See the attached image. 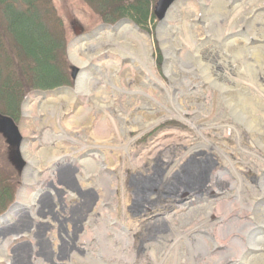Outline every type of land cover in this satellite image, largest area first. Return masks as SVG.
Here are the masks:
<instances>
[{
    "label": "bare ground",
    "instance_id": "1",
    "mask_svg": "<svg viewBox=\"0 0 264 264\" xmlns=\"http://www.w3.org/2000/svg\"><path fill=\"white\" fill-rule=\"evenodd\" d=\"M228 12L227 10L226 13ZM174 35L175 33L172 32L173 38H176ZM227 42L223 41V44ZM199 46L195 43V46L188 48V53L192 51L190 54L197 57L194 59L196 67L192 71H188L189 66L185 65L183 59L187 55L185 52L180 53L182 58L178 62L181 52L179 49L167 56L166 60L171 70L175 69L178 75L188 78L187 81L194 79L196 81L194 87L188 83L187 85L182 83V88L177 87L176 85L181 81L172 74L170 79L173 82L165 90H161L150 77L153 73H148L146 79L142 77L141 81L148 87V93H140L135 89L130 93L127 92L129 90L125 91L122 95L131 109L105 111V115L101 116L105 121L104 126L99 132L91 127L94 132L90 133L88 139L71 140L70 142H75L74 146H76L73 150H77L74 155H58L53 163L46 165L45 170H48V174L39 176L40 179H34L36 189L45 184V190L41 188L33 196L24 195L26 197L24 201L18 202L5 217L0 218V224L9 217L13 218L15 223L1 227L0 232L7 227L17 229L18 221L21 222L25 218L23 213L18 212L22 209H29L28 214L31 212L37 215V219L30 217V220L35 219L38 225L44 228L47 212L43 207L48 206L52 212L54 201L52 198L54 194H58L60 195L57 199L59 210L55 214L52 212V218L61 220V223L51 222L47 226V228L56 226L53 232L56 236L54 241L56 250L61 247L59 244H65L67 247L74 244L80 249L83 243L89 250L90 259L98 264H264V236L254 235L257 229L261 228L258 225L262 223L264 226V206L256 208L258 198H264V164L256 161L259 155L264 158L261 154L264 153V87L259 81L248 76L245 67L242 65L240 68L236 67L239 61L243 66L246 64L252 68L256 75L260 74L264 78L263 63L255 67L251 60L249 61L248 53L241 57L232 55L226 58V61L218 58L210 61V58L216 57L215 53L208 52V57L204 58L201 53L203 45ZM207 48H204L205 52ZM130 56L137 58L134 54ZM154 69L163 73L160 75L158 73L159 77L167 79L163 69ZM126 71L133 72V78L136 80L140 77L134 66L131 69L127 68ZM91 74L89 77L93 78L95 73ZM154 77L156 80L157 76ZM135 87L136 85L132 88ZM128 88L131 87L128 85ZM104 94L109 98L106 91ZM77 95L79 98L86 96L82 90ZM217 95L225 99L217 101ZM114 96L118 95H113L111 99ZM119 102L114 104L117 108ZM212 103H214L212 107L207 109ZM134 104H137L135 108ZM175 113L185 117L182 119L188 124L187 134L179 132L174 137V141L164 139L165 135L159 136L157 140H154L153 136L146 145L137 146L162 119L175 117L172 116ZM158 115L160 117L156 119ZM191 133L195 135L194 139ZM196 138L203 139L202 143H197ZM64 140L69 141L70 138L65 136L59 141L61 142L59 147L64 144ZM170 143L181 145L185 149L181 156L167 155ZM99 145L107 148L104 149L105 153L103 152L100 159L97 158L99 155L93 154L91 150ZM86 150H90L89 152L92 153L90 157L95 159H84L81 165L85 166L87 162L97 160L96 164L102 163L103 173L111 180L108 186L111 192L104 191V194H108L107 197L104 196L105 198L100 199L101 189H98L100 186L94 181L98 175L92 174L91 171H82L81 174L77 164L75 167L73 163L68 162L76 161ZM219 166H226V171ZM126 169L128 175L125 177ZM248 170L253 171L254 174L248 176L247 173L250 172ZM153 173L156 175L154 176ZM155 178H158V181ZM176 180L187 185L186 189L189 191L194 190L189 188L194 183L205 189L201 190L199 195L192 197L189 196L190 193H182L178 196L185 197L186 200L182 203H178L175 198L170 199L168 204H174L173 207L178 208L174 215L168 217L161 213L154 215L155 212L152 210L159 204L165 203L159 200L164 194L162 189L173 186ZM50 186H54L57 192L47 189ZM70 189L76 192L72 193ZM156 190L160 194L155 195ZM112 192H114L113 196H111ZM88 193L92 197L90 210L84 211L77 220L81 223L89 219L87 225L89 243L83 240L75 243L73 237L76 240L79 235L74 231L75 211L72 212L71 206L78 208ZM205 194L207 195L204 196ZM247 195H249L248 203L244 205L242 201ZM110 199L117 201L116 208L112 207ZM97 202L99 204L96 208H92ZM223 202L230 206L221 211L219 206ZM21 205L24 206L20 208ZM202 210H206V213L204 214ZM192 212L195 215L190 221ZM100 216L105 217V226L102 230L104 243L103 247L102 245L100 247L102 253L97 255L98 249H93L91 246L94 240L93 228L98 226L97 232L99 227L102 228L101 224L96 225L95 222ZM176 217L179 218L175 219L177 226L169 229L180 232L176 239L172 240L170 235H166L164 228H158L157 239L151 244L144 234L142 224L156 227L170 219L174 222L173 218ZM183 223L186 224L184 228L188 229L181 232L178 225ZM236 225L238 227L245 225L247 228H235ZM62 228H69L66 235L73 237L62 236L60 233ZM150 229L152 228L146 227V230ZM29 236L25 234L16 238V240L21 237L22 240L29 238L25 256L9 255L8 259H0V264H37V262L48 264L51 260L53 264H57L55 260H59L60 257L55 249L48 253L52 259L45 256L43 249V246L47 245L44 243L51 240L44 242L36 233ZM1 243L8 244L7 241ZM160 247L163 249H159ZM240 247H243L244 251ZM61 249L67 251L64 247ZM238 251L240 254H237ZM251 251L252 256L249 255ZM54 253L56 255L53 259Z\"/></svg>",
    "mask_w": 264,
    "mask_h": 264
},
{
    "label": "rangeland",
    "instance_id": "2",
    "mask_svg": "<svg viewBox=\"0 0 264 264\" xmlns=\"http://www.w3.org/2000/svg\"><path fill=\"white\" fill-rule=\"evenodd\" d=\"M55 4L58 14L64 22L66 32L67 65L65 69L68 81L65 85L52 90L32 89L27 92L22 100L18 119L0 116V179L4 185L10 186L12 189L13 196L9 200H12V203L14 202L15 204L24 201L26 199L24 195L29 194V196H33L39 189H44L45 184L36 189L34 179H40L39 176L48 174V170H45L46 165L53 163L56 156L74 155L77 150H73L76 146H74L75 142H70L71 140L88 139L90 133L94 132L93 127L96 132H99L104 126L105 121L102 120L101 116L105 115V111L119 109L126 111L131 109L122 93L127 90L130 93L133 89L140 93H148V87L141 81L142 77L146 79L148 73H153L149 75L154 79V84L157 83L161 90H165L173 82L170 79L172 74L181 81L176 85L177 87L182 88V83H186V85L188 83L194 87L196 82L194 79L187 81L188 78H183L180 74L178 75L175 69L171 70L167 65V56L175 52L176 49L181 51L177 59L178 62L182 58L180 53L185 52L187 54L183 59L185 60V65L189 66L188 71H192L196 67L194 59H197V57L191 55L192 51L190 52L191 54L188 53V48L192 45L195 46V43H198V46L203 45L201 53L204 58L208 57V52L216 54H214L216 57L212 56L213 58H210V61H213L215 58L226 61V58L232 55L241 57L248 53L249 61L251 60L255 67H259L260 63H263L264 67V47H261L264 46V0H178L170 7L164 20L159 21L158 18H151L146 27H141L135 22L132 23L125 20V18L114 22H100L95 13L82 0H55ZM227 10L229 11L228 13H226ZM75 21L83 28V34L80 36H76L74 33L72 22ZM172 32L175 33L174 36L176 38H173ZM228 34L229 36H227ZM223 41L228 42L223 44ZM251 41L252 43H249ZM204 48L208 49L206 50L207 52H205ZM133 54L137 58L134 59L130 56ZM189 58L191 59L189 60ZM241 65L245 67L248 76L259 81L262 87H264V78L260 74L256 75L252 68L246 64L243 66L241 62L237 61L236 67L240 68ZM132 66H134L135 71H138L137 75L140 76L137 80L133 78V72L126 71L127 68L131 69ZM154 68L163 69L164 74L167 75V79L159 77L158 73L159 75L163 73L158 69L156 72ZM83 71L85 72L83 73ZM91 73H95L94 77L92 76L93 78L89 77L92 75ZM119 74H121V78ZM154 75L157 76L156 80ZM128 85L131 88H128ZM135 85L136 87L132 88ZM80 90L84 91L86 95L84 98H79V95H77ZM105 91L109 98L104 94ZM113 95L118 96H114L111 99ZM103 97H106V99ZM217 97V101L225 99L221 95H217ZM117 101H120L118 108L114 105ZM141 103L140 101L139 104ZM213 104L208 106L207 109L211 108ZM136 106L137 104H134V108ZM172 116L175 117L162 119L159 125L154 127L153 131L151 130L146 135L147 137L144 136L137 146L146 145L153 136L154 140H157L159 136L165 135L164 139L174 141V137L179 132L187 134L186 129L188 128V124L184 123L185 120L182 119H185V117H182L178 113ZM159 117L160 115L156 119ZM138 119L140 120V118ZM170 119H175V121H170ZM139 120H134V122H140ZM12 130H18L20 134L19 141L12 134ZM191 135L194 139L195 135L192 133ZM65 136H68L70 140H64V144H61V147H59L58 145L61 143L59 141L63 140ZM202 140L196 138V142L199 144L202 143ZM168 145L171 146L167 149V155L181 156L182 152L185 151L181 145L171 143ZM103 146L99 145L91 149L93 150V154L99 155L97 157L99 159L102 157L103 152L105 153L104 149H107L103 148ZM89 151H83L76 161L71 160L68 162L73 163L75 166L77 164L79 173L81 174L82 171H91L92 174L98 175L97 178H94V181L100 186L98 189H101L99 195L100 199H102V197H107L108 195L104 194V191L111 192L108 189L111 180L103 173L102 163L98 162L96 164L95 161L97 160L89 161L85 166L81 165L84 159L93 158L90 157L92 153ZM261 154L264 157V153ZM261 157L259 155L256 161L264 164V158ZM219 168L224 171L227 169L226 166H219ZM179 174L182 175L181 172ZM247 174L250 176L254 172L250 171ZM127 175L128 171L126 169L125 177ZM153 175L155 176L156 173H153ZM156 181H158V178ZM186 187L187 185L180 180H176L173 186L167 187L165 190L162 189L164 194L160 196L159 200L161 199L160 201H164L165 203L159 204L152 210L155 212L154 215L158 213L163 214L165 217L174 215L178 208H174V204H168L170 199L175 198L178 203H182L186 200L185 197H178L182 193H190L189 196L192 197L193 195H199L200 191L205 189L200 188V185L196 183L189 187L192 190L194 189L193 191L187 190ZM47 189L54 190L55 193L57 192L54 186H50ZM70 191L72 193L76 192V190L72 189ZM85 191L87 192L88 190ZM64 193L67 197L66 191ZM113 193L111 196H113ZM154 193L155 195L160 194L157 190ZM58 196L60 195L54 194L52 198L54 199L52 202V212L54 214L59 210V207H57ZM248 196L243 198L242 202L244 205L248 203ZM91 198L88 193L84 202L78 208L71 206L72 212L75 211L73 217L75 222L74 231L79 235L78 239L75 240L72 235H66L70 230L69 228L61 229L60 233L62 236L65 238L73 237L75 243H80L82 240L85 243H89L87 237L89 219L81 223L77 219L84 211L88 212L90 210ZM109 201L112 203V207L116 208L117 201L115 202L112 199ZM10 203H6L5 207L1 210L0 214L3 213L1 217H5L11 211L14 205L7 210ZM97 204L99 202L93 204L92 208H96ZM22 206L24 205H21L20 208ZM229 206L230 204L223 202L219 207L221 211H224ZM262 206H264V198L260 197L257 200L256 208L258 209ZM43 209L47 212L44 219L46 221L44 228L39 226L38 221H35V219L30 220V217L36 218L37 215L31 212L28 214L29 209H22V211L18 212L23 213L25 218L21 222L18 221L16 230L15 227H7L1 230L0 259H8L9 255L13 254L16 257L18 254L25 256L27 250L26 243H29V238H24V240H22L23 237L18 240L16 238L25 234L29 236L36 233L44 242L51 240L44 243L47 245H44L43 249L46 254L45 256L48 258H50L48 253L55 249L57 255L60 257L59 260H55L57 264H98L90 259L89 250L85 248L87 247L86 244L81 243L82 248L80 249L74 244L71 247L59 244L61 245L60 250H56V246L54 245L56 236L53 235L56 226L49 228L47 226L51 222L52 224L61 223V220L55 217L52 218V212H50L48 206L43 207ZM200 211L199 213H201ZM202 211L204 214L206 213V210ZM194 215L195 213L192 212L189 218L190 221L193 220ZM10 218L3 220L0 224V229L1 227H6L9 222L11 224L15 223V220ZM173 219L174 222H171L172 219H170L168 222L160 223L156 227L142 224L144 234L147 235V239L151 244L157 239L158 228H164L163 230H166V235H170L172 240L176 239L180 232L177 233L175 230L169 231V229H174L177 226L175 219L179 218ZM104 221L105 217H98V221H95L96 225L101 224L102 228L99 227L98 232L96 231L98 226L93 228L94 240L91 247L93 249L96 248V250L98 249L97 255L102 253L100 247L101 245L103 247L104 243L102 236L103 226H105ZM256 223L258 224V221ZM185 225V223L178 225L181 232L188 229L184 228ZM147 226L152 229L146 230ZM258 226L261 228L257 229L254 235L264 236V226H262V223ZM234 227L247 228L245 225L241 227L236 225ZM166 235L165 237L168 238ZM2 241H7L8 244L1 243ZM52 244L53 246H51ZM62 247L67 249V251H62ZM159 249H163V247ZM240 249L244 251L243 247H240ZM237 254H240V251ZM55 255L54 253L53 259ZM249 255L252 256V251L249 252ZM48 262V264H53L52 260ZM37 264L39 263L37 262Z\"/></svg>",
    "mask_w": 264,
    "mask_h": 264
},
{
    "label": "trees",
    "instance_id": "3",
    "mask_svg": "<svg viewBox=\"0 0 264 264\" xmlns=\"http://www.w3.org/2000/svg\"><path fill=\"white\" fill-rule=\"evenodd\" d=\"M100 22L129 17L142 27L155 0H82ZM66 32L55 0H0V116L18 119L25 94L67 83ZM13 196L0 179V212Z\"/></svg>",
    "mask_w": 264,
    "mask_h": 264
},
{
    "label": "water",
    "instance_id": "4",
    "mask_svg": "<svg viewBox=\"0 0 264 264\" xmlns=\"http://www.w3.org/2000/svg\"><path fill=\"white\" fill-rule=\"evenodd\" d=\"M175 0H158L156 8H155V14L158 16V18L163 19L168 8ZM76 34H80L81 26H78L76 22L73 23ZM76 76V75H75ZM15 136L17 140H20V136L17 131H11Z\"/></svg>",
    "mask_w": 264,
    "mask_h": 264
}]
</instances>
